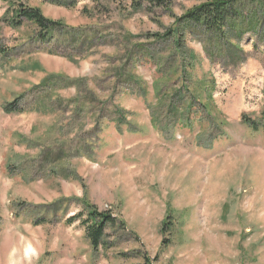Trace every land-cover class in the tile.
Segmentation results:
<instances>
[{
  "label": "rangeland",
  "instance_id": "374dc122",
  "mask_svg": "<svg viewBox=\"0 0 264 264\" xmlns=\"http://www.w3.org/2000/svg\"><path fill=\"white\" fill-rule=\"evenodd\" d=\"M204 1L146 14L111 0L72 9L0 0V264H264V135L241 121L264 124V46L247 38L238 65L210 63L207 37L176 21ZM18 4L64 31L33 41V25L7 24ZM174 26L208 88L210 102L198 92L193 102L215 125L196 114L191 130L158 137L147 105L165 103L141 49L166 69L172 41L154 35ZM13 101L21 112L6 113ZM82 201L122 221L107 249L94 251L78 222L66 225Z\"/></svg>",
  "mask_w": 264,
  "mask_h": 264
},
{
  "label": "trees",
  "instance_id": "16d2710c",
  "mask_svg": "<svg viewBox=\"0 0 264 264\" xmlns=\"http://www.w3.org/2000/svg\"><path fill=\"white\" fill-rule=\"evenodd\" d=\"M43 1L66 9H72L77 4V0ZM111 1L119 6L123 3H128V9L132 13L140 11L146 14H152L156 10L167 12L173 2V0ZM10 13L12 15L11 19L7 21L10 27L17 29L24 22L34 26L33 41L48 45L55 32L64 31L62 24L45 18L38 8L18 4L12 8ZM176 21L177 24L179 22L186 24V28L199 30L207 37L208 42L205 49L207 50V58L210 63L212 60L213 63L222 61L227 65H234L235 63L238 65L237 60L242 53L240 46L247 38L253 39L252 48L254 50L258 43H262L264 46V0H206L186 10ZM179 36V28L175 26L174 28L167 29L163 34L154 35V40L156 41H172V49L168 52L172 62L168 63L166 69V62L162 56L155 60L153 51L141 49L144 52V56L149 58L148 62L155 67L154 72L156 77L152 80L151 88L153 96L156 101L160 99L165 103L161 104L157 111L152 109V105H147V110L150 111L149 124L151 130H156L158 132L156 134L159 137H173V133L179 129L191 130L193 128V115L196 114L209 118L210 121H207V124L215 125L212 120L213 116L209 111L200 102H193V98L197 92L199 96L202 95V102H210L206 96L208 88L203 93V89L207 86L206 83L202 82L205 79L201 78V80H197L192 72V68L197 63V60H195L197 57L194 56L192 51L185 48V44L181 43ZM261 55H264V51L261 52ZM206 76H209V74L206 73ZM131 82H134L135 85L138 83L136 80H132ZM168 82L169 84H175V87H166L165 89L163 86ZM207 83L214 86L212 79ZM198 84L199 90L196 88ZM138 85V93L142 98H145V87L140 83ZM15 101L4 106L6 113L21 112L16 109ZM119 118L121 121H116L117 128L125 126V121L121 115L118 116ZM241 121L254 132L262 130L264 135V124H257L246 117H242ZM199 123H203L201 122V118ZM82 208L83 211L67 219L66 225L78 222L84 230L86 240L94 251H97L99 248L107 249V231L116 226L117 228H122V221H118L108 211H98L86 201H82ZM162 226V233L165 232L166 228L168 230L166 222ZM164 244L165 241H162V245ZM144 264H150L147 256H144Z\"/></svg>",
  "mask_w": 264,
  "mask_h": 264
},
{
  "label": "bare ground",
  "instance_id": "6f19581e",
  "mask_svg": "<svg viewBox=\"0 0 264 264\" xmlns=\"http://www.w3.org/2000/svg\"><path fill=\"white\" fill-rule=\"evenodd\" d=\"M28 251H29V250H27V252H26L27 254L30 252V251H29V252H28Z\"/></svg>",
  "mask_w": 264,
  "mask_h": 264
}]
</instances>
